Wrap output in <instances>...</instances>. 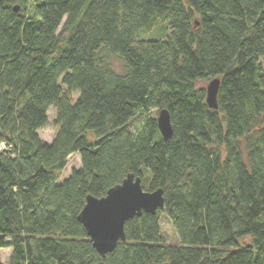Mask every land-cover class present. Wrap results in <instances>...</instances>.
Masks as SVG:
<instances>
[{"label":"trees","instance_id":"obj_1","mask_svg":"<svg viewBox=\"0 0 264 264\" xmlns=\"http://www.w3.org/2000/svg\"><path fill=\"white\" fill-rule=\"evenodd\" d=\"M262 60L264 0H0V251L10 264H264ZM215 79L212 110L196 85ZM129 174L162 189L164 209L128 221L102 257L78 216Z\"/></svg>","mask_w":264,"mask_h":264},{"label":"water","instance_id":"obj_2","mask_svg":"<svg viewBox=\"0 0 264 264\" xmlns=\"http://www.w3.org/2000/svg\"><path fill=\"white\" fill-rule=\"evenodd\" d=\"M16 11L18 8L15 9ZM220 80L211 81L206 89V102L210 109L217 110V96ZM158 129L164 141L173 136L170 114L161 110L157 117ZM164 191L147 192L142 179L129 174L122 183L112 187L103 198L88 196L79 221L83 225L93 248L106 257L112 254L120 243L126 242L125 225L143 213L155 215L164 209Z\"/></svg>","mask_w":264,"mask_h":264},{"label":"rangeland","instance_id":"obj_3","mask_svg":"<svg viewBox=\"0 0 264 264\" xmlns=\"http://www.w3.org/2000/svg\"><path fill=\"white\" fill-rule=\"evenodd\" d=\"M63 29H64V23L60 27V29L58 30V34H60ZM158 32L159 31H158L157 27H154V28L146 31V33L143 34L142 36H143V38H147V39H149V38L150 39H158L160 37L158 35ZM109 61L112 65L113 69L117 73H120V74L123 73V64L119 59L109 57ZM261 65L264 69V60L261 61ZM209 83L210 82H199V83H197L196 86H197V88L204 89L206 91ZM55 115H56L55 109L51 108L48 112V123H47V125L44 127V129H42L38 132L40 138L43 141H45L46 143H51L53 141L56 133H57V127L54 123L55 118H56ZM156 116H158V113L156 114ZM1 147H2V145H1ZM79 168H80V157H79V155L71 156L69 163H68V166L62 174V177H61L62 181L61 182H63L66 178H68L74 169H79ZM161 230H162V237H163L166 244H169V245L179 244V240H178L177 234L175 232V229L173 227V224L167 216L162 217ZM251 243H252L251 238H246V239H243L241 241L242 246H247ZM11 254H12L11 249L1 250L0 251L1 263L2 264H10Z\"/></svg>","mask_w":264,"mask_h":264},{"label":"built area","instance_id":"obj_4","mask_svg":"<svg viewBox=\"0 0 264 264\" xmlns=\"http://www.w3.org/2000/svg\"><path fill=\"white\" fill-rule=\"evenodd\" d=\"M1 145H2V147L0 146V151L5 150L6 149V146L4 144H1Z\"/></svg>","mask_w":264,"mask_h":264}]
</instances>
